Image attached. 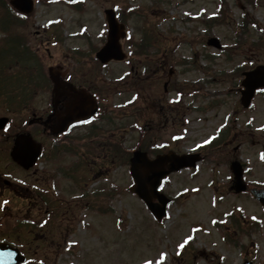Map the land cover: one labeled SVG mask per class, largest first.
Instances as JSON below:
<instances>
[{
    "label": "rangeland",
    "instance_id": "1",
    "mask_svg": "<svg viewBox=\"0 0 264 264\" xmlns=\"http://www.w3.org/2000/svg\"><path fill=\"white\" fill-rule=\"evenodd\" d=\"M35 2L30 26L33 37L45 35L39 56H44L46 68L74 49L85 52L101 46L105 9L123 14L127 7L132 8L155 26L160 40L154 48L169 59L170 65L160 79L152 77L143 85L137 104L127 107L137 89L132 84L112 89L109 85L114 82H109L108 88H97L102 94L111 90L108 104L127 107L115 120L117 137L126 148L133 151L140 139L137 131L129 129L132 123L151 131V144L162 147V152L173 148L169 140L176 134L183 137L176 148L187 153L221 132L222 136L229 132L216 155L205 152L211 158L201 161L194 170L167 178L162 188L165 195L179 198L169 204L167 219L161 223L129 192L127 162L124 158L120 164L114 160L109 175L94 186L101 197L99 207L107 213H99L97 203L89 211L73 206L77 218L69 234L51 239L61 247L39 250L37 256H44L43 264H240L248 258L253 264H264V209L249 192L237 194L230 189L233 182L229 170L232 159L240 160L246 166L244 180L248 188L264 186L260 155L264 146V89L254 97L249 109H243L238 103L240 78L221 75L243 65H264V0H256V6L245 0H83L80 11L58 0ZM220 7L224 12L228 7L227 25L217 20ZM212 19L218 23L208 27ZM242 20L246 25L250 23V32L238 38L241 45L236 50L234 38L241 32L237 26L242 25ZM55 21L60 23L61 40L57 43L51 40L50 31L46 32ZM253 24L256 28L251 27ZM141 26L139 20L128 22L134 40L139 39ZM83 32L90 36L89 42ZM208 37L220 40L223 51L208 47ZM226 50L233 54L228 63L223 58ZM206 56L214 59L209 62ZM195 65L205 68V73ZM110 66L118 77L128 70L121 63ZM108 68L103 77L114 78ZM196 89V94L190 91ZM179 90L183 96H178ZM142 93L149 98L150 110L142 108Z\"/></svg>",
    "mask_w": 264,
    "mask_h": 264
},
{
    "label": "flooded vegetation",
    "instance_id": "2",
    "mask_svg": "<svg viewBox=\"0 0 264 264\" xmlns=\"http://www.w3.org/2000/svg\"><path fill=\"white\" fill-rule=\"evenodd\" d=\"M30 20V15L13 9L0 11L1 63L19 65L34 61V44L42 45L45 35L36 34L35 40ZM97 50L74 51L54 59L49 68L55 69L58 86L50 81L49 86L38 88L34 81L30 87L20 85L15 91L5 88L0 92V118L7 119L0 121V242L17 248L25 257L24 264H31L32 259L45 262L44 256H37L39 250L55 248L52 237L60 239L69 234L77 218L73 206H82L85 211L87 206L92 209L96 202L95 182L109 175L106 162H93L90 130L99 127L104 116L97 113L89 117L92 111L87 95L99 85L108 88L109 82H114L109 85L112 89L119 84H132L140 98V91L151 76L160 79L170 65L163 54L149 64L144 46L139 49L138 62L126 63L134 78L127 74L118 77L110 65L120 62L101 66L95 60ZM107 68L114 78L103 77ZM168 74L170 81L171 71ZM144 95L142 107L147 110L149 98ZM12 97L18 99L13 101ZM116 133L109 135L113 149H118ZM177 145L178 142L173 143L172 149L157 154H184ZM261 147L264 156V146ZM172 159L171 156L160 170L171 168Z\"/></svg>",
    "mask_w": 264,
    "mask_h": 264
},
{
    "label": "water",
    "instance_id": "3",
    "mask_svg": "<svg viewBox=\"0 0 264 264\" xmlns=\"http://www.w3.org/2000/svg\"><path fill=\"white\" fill-rule=\"evenodd\" d=\"M68 1L72 2L74 0ZM10 4L23 14L30 13L34 7L33 0H11ZM104 12L108 27L107 38L104 46L96 53V56L103 64H107L111 60H124L127 56L123 53L122 45L120 44V39L125 36L124 26L117 22L113 10L105 9ZM207 45L216 50L221 49L220 41L217 38H208ZM50 79L54 82L55 86L59 85L55 76V70L50 71ZM240 86L239 103L244 108H248L251 105L252 98L255 96V92L264 87V65L256 66L250 69V71H244L240 80ZM87 100L89 101L90 108L93 109L91 114L95 113V100L92 97H87ZM0 121H6V119H0ZM174 157L172 160L176 164L164 172L160 170V166L170 159L168 154L157 156L154 160H150L147 153L136 150L129 161V173L132 178L130 192L141 199L144 206L148 208L157 222H161L165 218L167 204L170 201L169 198L158 191L161 181L170 172L194 167L199 160L196 155H174ZM231 171L234 174V191L237 193L244 192L246 184L243 181V170L238 161L231 163ZM249 192L252 198L260 202L264 208V188H252ZM23 260L24 257L18 251L6 244L0 243V264H20ZM242 264H252V262L248 260Z\"/></svg>",
    "mask_w": 264,
    "mask_h": 264
},
{
    "label": "trees",
    "instance_id": "4",
    "mask_svg": "<svg viewBox=\"0 0 264 264\" xmlns=\"http://www.w3.org/2000/svg\"><path fill=\"white\" fill-rule=\"evenodd\" d=\"M247 4L252 5V6H256V0H245ZM221 2H223V0H221ZM228 7H226V12ZM10 9V7H8L5 3V0H0V11L1 10H7ZM224 9H222V7L219 8V14L220 17L222 18L220 20L217 19L219 21V23H223L225 25H227L228 21L227 17L225 16L226 12L223 11ZM126 12H124L123 14H121L120 18L121 21L124 22L125 24H127V22L129 21H142V26L139 27L138 29V34L139 39L134 40L133 37L128 38V41L126 44H128L129 46H131L132 48H136L138 49L137 52H132V54H134V60L136 59L137 61L140 60V54H139V49L140 47H146L147 48V54L149 57V64L151 62H156L157 61V49H155V44H157L158 40H160L158 33L155 32V26L152 24H148L149 21L148 19L145 20V17H143V19L141 18L142 16L140 15L139 11L130 9L129 7H127V9L125 10ZM216 19L215 20H211L208 24V27L210 26H214L216 25V23H218ZM148 21V22H147ZM223 21V22H222ZM246 21L242 20V25L237 26V28L241 29L240 34H238L234 39V46H236V50L238 49V46L241 45V41L239 39H243L245 36L249 35L250 32V27L248 28V26L250 25H246L245 24ZM253 28H256L254 26V24L251 26ZM237 31L235 32H238ZM51 36L54 37L55 40L59 41V36H58V28L54 25L52 26V31H51ZM239 38V39H238ZM239 40V41H236ZM231 56L233 57V54L228 50H226L224 52V61H226L227 63L230 62L231 60ZM206 59H209L210 61L214 59L213 56H206ZM190 63H195L198 64L196 62H193V60H191ZM31 66V67H30ZM30 67V69H29ZM43 61L42 59L39 58V55L37 53V51L35 50L34 52V61L31 62L30 64H23L21 62H19V65H15L13 63H1L0 62V92L3 91V89L7 88L8 90H12L15 91L19 88V86L21 85L23 88L30 87L31 83H33L34 81H36L37 83V87L38 88H42L45 86H49L50 85V80H48L47 74H46V70L43 69ZM195 67L198 68L197 65H195ZM251 67V66H250ZM250 67L248 66H241V67H237L235 68V70L230 73V74H226V73H221V75L223 76H232V75H236V79L240 78V74L242 70H248L250 69ZM4 85V86H3ZM94 94L97 96L99 103H100V113H102L105 117L104 120H106L105 122H107L108 120H110V118H116L117 115L121 116L122 114H124L126 112V109L120 108V109H116L113 108L112 105L105 99L104 96L99 97V95L97 94V91L94 90L93 91ZM13 101H15L16 99H18V97H12L11 98ZM23 99V103L25 102V95L22 96ZM171 113V111H169ZM167 116V115H166ZM165 116V117H166ZM164 117V118H165ZM108 123V122H107ZM112 126V125H111ZM132 129H134V126H130ZM105 128H94L90 130V144L91 147L93 149L92 151V155H93V162L97 163V162H103L106 161L108 162L109 165L112 164V160H116L118 157L117 153H120L123 158L124 161H128L130 156H131V149L126 148L124 146L123 143L119 142L118 138H115L116 143L118 144L119 149H113L112 147L110 148V137L107 133V131L104 130ZM113 129V128H112ZM131 129V130H132ZM94 130V131H93ZM140 130V129H139ZM141 131V130H140ZM142 132V131H141ZM226 134V133H225ZM120 141H122V136ZM223 142V139L221 138L220 141H212L210 143V145H208L206 148V152H208L210 154V152L213 155H216L218 152L216 150L217 146H220L221 143ZM149 144L148 141H145L144 144L142 145V143H137L136 147L140 148L142 151L146 150L148 153H151V149H149L147 147V145ZM157 152V150H155ZM215 152V153H214ZM214 157V156H213ZM208 159H210V155L207 156ZM116 191L114 188L112 189V191ZM114 192L111 194V196H113ZM105 196H109V194L105 195ZM96 203H97V210L99 213H107L106 209H102L101 207H99V203H100V198L98 196V194L96 193Z\"/></svg>",
    "mask_w": 264,
    "mask_h": 264
},
{
    "label": "snow or ice",
    "instance_id": "5",
    "mask_svg": "<svg viewBox=\"0 0 264 264\" xmlns=\"http://www.w3.org/2000/svg\"><path fill=\"white\" fill-rule=\"evenodd\" d=\"M181 247H183V245H181Z\"/></svg>",
    "mask_w": 264,
    "mask_h": 264
}]
</instances>
